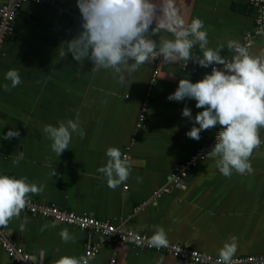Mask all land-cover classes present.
Returning a JSON list of instances; mask_svg holds the SVG:
<instances>
[{
    "label": "crops",
    "instance_id": "1",
    "mask_svg": "<svg viewBox=\"0 0 264 264\" xmlns=\"http://www.w3.org/2000/svg\"><path fill=\"white\" fill-rule=\"evenodd\" d=\"M6 1L0 0V6ZM164 2L156 0L160 6ZM172 5L186 22L204 21L209 48L229 40L243 44L248 35L251 53L264 50V35L257 33L256 10L249 0H172ZM81 20L77 0L29 1L19 11L0 55V174L26 176L45 185L30 199L108 219L150 236L162 228L168 241L186 248L218 256L224 242L235 235L234 256L263 253L264 128L259 131L262 143L250 157L252 174L224 177L214 160L206 157L174 181L181 163L201 147L215 145L222 126L202 130L199 140L189 138L186 132L193 122L182 116V110L190 108L194 117L203 109L195 106L194 99L167 97L181 78L196 82L213 66L189 61L180 68L159 58L125 74L121 84L111 70L93 73L90 60L81 65L70 52L66 57L58 55L67 51V41L81 30ZM159 36L173 38L167 31L152 38ZM194 51L202 55L198 47ZM221 55L231 58L233 53L225 47ZM9 69L19 71L22 83L5 92L2 85L10 83L4 79ZM77 113L86 136L80 139L73 134L69 149L57 156L43 127L75 119ZM9 129L18 130L19 136L4 139ZM112 146L132 163L128 181L116 190L97 172ZM21 153L23 159L13 166V158ZM45 224L49 227L41 231ZM65 228L75 237L74 243L62 242L59 233ZM1 238L22 246L32 264H56L63 256L79 257L93 247L95 259L90 264H196L164 251L104 241L92 230L26 211L0 228V264H17Z\"/></svg>",
    "mask_w": 264,
    "mask_h": 264
},
{
    "label": "clouds",
    "instance_id": "2",
    "mask_svg": "<svg viewBox=\"0 0 264 264\" xmlns=\"http://www.w3.org/2000/svg\"><path fill=\"white\" fill-rule=\"evenodd\" d=\"M77 6L82 17L81 30L67 41V51L58 55L66 57L70 52L81 65L85 59L90 60L93 73L111 70L123 84L125 74L134 73L157 58H162L161 62L167 65L176 63L180 68L186 67L189 61L204 68L213 66L211 73H206L196 82L187 76L181 78L167 99H194L195 106L203 109L194 117L190 108L182 110V116L193 122L186 132L189 138L199 140L202 130H209L217 124L222 126L206 157L214 160L215 167L224 177L254 172L250 157L262 143L259 131L264 128V50L253 54L249 51L250 44L244 45L236 40L209 48L204 21L193 18L186 22L174 9L172 0H165L162 6L156 0H77ZM162 31L169 32L173 38H152ZM197 47L202 55L195 53ZM225 47L233 53L231 58L221 55ZM214 65H222L223 68L218 69ZM4 79L10 82L2 85L5 92L22 83L16 69L7 70ZM42 131L51 142V151L57 156L69 149L73 134L80 139L86 136L80 126L79 113L75 119L59 121L57 126L46 124ZM19 134L16 129H9L3 138L11 139ZM105 155L107 162L97 168V172L106 179L110 189L116 190L128 181L132 163L118 147H108ZM22 159L23 153L14 157L13 166ZM51 175H56L55 170ZM140 180L137 177V182ZM44 188L45 185L31 182L26 176L17 178L0 174V228L19 218L30 196L42 193ZM25 223L20 225L21 231ZM48 227L45 224L40 230ZM59 235L64 243L75 242L67 228L62 229ZM132 240L138 246L144 243L139 236L132 237ZM168 243L162 228H157L147 239V245L157 250L166 248ZM237 249L238 238L232 235L219 250L217 264H233ZM94 259V253L79 257L63 256L56 264H90Z\"/></svg>",
    "mask_w": 264,
    "mask_h": 264
},
{
    "label": "built area",
    "instance_id": "3",
    "mask_svg": "<svg viewBox=\"0 0 264 264\" xmlns=\"http://www.w3.org/2000/svg\"><path fill=\"white\" fill-rule=\"evenodd\" d=\"M29 1L44 2L47 0H7L0 6V55L2 53V44L12 33L14 28L13 25L19 11L23 5ZM249 1L256 10L255 20L257 33L264 35V0ZM251 42V37L248 35L245 36L243 44L251 45ZM214 66L217 67L216 65ZM143 116L144 114H141V117ZM209 151L210 145L201 147L196 152H194L188 160L181 163L177 169V172L172 176L174 181L177 182L182 177L187 176L188 171L197 163V161L205 159ZM23 211H26L30 214H40L42 216L49 217L58 223H70L84 230H92L100 234L104 241L113 240L122 243H131L138 246L135 242H133L132 237L139 236L144 241V243L139 247L156 249L147 245V239L151 237L150 235L131 229H126L123 226L115 224L108 219H102L92 215H80L73 211L59 208L52 204L42 203L30 198ZM1 242L9 256L17 264H32L30 255L25 252L22 246H17L13 242L4 238H1ZM159 250L196 264H217L219 259V256L204 253L196 249L186 248L180 244L172 243L170 241L166 248H161ZM95 251L96 249L93 247L92 249H88L85 255L89 253L95 254ZM114 261L115 260H112V263H114ZM233 264H264V252L259 254L234 256Z\"/></svg>",
    "mask_w": 264,
    "mask_h": 264
}]
</instances>
